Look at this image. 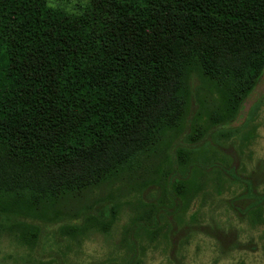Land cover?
Segmentation results:
<instances>
[{
	"label": "trees",
	"instance_id": "1",
	"mask_svg": "<svg viewBox=\"0 0 264 264\" xmlns=\"http://www.w3.org/2000/svg\"><path fill=\"white\" fill-rule=\"evenodd\" d=\"M263 73L264 0H89L81 12L0 0V234L32 246L36 220L76 240L106 232L114 203L94 211L82 201L113 184L158 186L156 201L138 202L121 259L143 249L131 230L153 240L170 229L163 207L200 226L196 207L185 212L235 190L217 145L232 139L228 126ZM247 123L238 150L251 141ZM256 167L243 165L251 201L233 205L252 227L264 225Z\"/></svg>",
	"mask_w": 264,
	"mask_h": 264
},
{
	"label": "rangeland",
	"instance_id": "2",
	"mask_svg": "<svg viewBox=\"0 0 264 264\" xmlns=\"http://www.w3.org/2000/svg\"><path fill=\"white\" fill-rule=\"evenodd\" d=\"M88 1L48 0V3L68 11L81 12ZM246 118H249L246 127L248 126L253 134L249 144L238 150L240 136H237V126ZM231 124L234 128L228 126V131L232 132V139H225L224 143L219 142L217 146L226 153H232L234 158L240 156L241 162L249 169L253 168L256 157L260 161L264 160V73L253 91L246 97ZM214 165L211 163L209 167L216 168ZM260 166L264 167V163ZM234 188L235 190L224 189L222 196L216 199L208 197L203 201L195 199L190 203L191 207H188L185 214L188 215L196 207L200 226H196L197 219L192 220V223L184 221L176 225L169 224L170 229L167 230L162 226L153 240H146L142 235H133L130 229V239L133 240L134 247H137L138 243L143 246L140 252L131 250L130 255L128 254L136 256L134 264L136 261L139 264H264V225L257 223L256 227H252L246 222H239L241 220L234 215L233 204L242 209L251 201V197L243 194L244 187ZM236 193L240 194H237L234 201L227 203V199ZM157 195L158 186L154 183L142 188L124 187L119 184L97 187L89 191L82 202L84 204L93 202L96 209L94 211L102 210L106 205L114 203L115 218L108 231L89 229L76 240L60 231V222L36 220L40 232L32 246L13 235L0 234V264H127L129 256L125 260L121 259L118 256L121 255L118 252L120 249H116L117 244L124 233L126 234L125 230L133 225L132 218L138 212L136 209L138 202L156 201ZM225 207L229 208L234 218H229L227 213L225 214L227 211ZM191 224L198 228L191 230ZM162 231H166V235L161 233ZM214 234L225 235L226 239L230 236L234 238L236 234V239L242 245L236 246L235 240L231 248L230 245L224 244V240H215ZM176 236L181 238L179 246L183 248L182 256L174 251L178 245L170 244ZM171 255L172 258L177 256L179 261L170 262Z\"/></svg>",
	"mask_w": 264,
	"mask_h": 264
},
{
	"label": "flooded vegetation",
	"instance_id": "3",
	"mask_svg": "<svg viewBox=\"0 0 264 264\" xmlns=\"http://www.w3.org/2000/svg\"><path fill=\"white\" fill-rule=\"evenodd\" d=\"M228 155L230 157V163H229L228 166H226L225 169L221 168V171H223V173H225L227 176L230 177L231 183H230L229 187H246V185H247V187H250V185L244 183V178H245V174H244L245 171L243 170L244 162H241V159L239 158L240 157L239 154H238L239 157H236V158H234V155L232 153L231 154L229 153ZM235 160L237 162H234ZM260 163H261L260 159H258L256 157L254 165L256 167V164H257V167L254 169V171L257 172L258 178L255 179L254 184H252V185H253V187H256L254 189V191L257 193V195H256L257 198L261 197V196H264V168L262 166H260ZM177 175L179 177V173ZM235 176L237 177V180H238L237 182L238 183H235L233 181ZM233 197H231L230 199H227V202L228 201L229 202L234 201ZM166 207L162 208L163 210H165L164 212H165L166 216L164 218L169 219L170 220V224H172V225L175 224L176 225L177 222L175 221V218L171 214V211L169 212V210H171V209L167 210ZM213 238L215 240H219V239L224 240V244L230 245L231 248H232V245L235 243V240H237L236 239V234L234 235V238L230 236L228 239H226L225 235L223 236L222 234H216V235L214 234ZM180 241H181V238H178V236H176L172 240V242L170 244L178 245L175 249L174 248L173 249H174L175 252H178L180 254V256H182L183 248H180V246H179L180 245L179 244ZM235 245L240 247L242 245V243H239L238 240H237ZM235 248H237V247H235ZM176 257L172 258V255H171L170 256L171 260H169V261L170 262H173V260H174V262L179 261V258H176Z\"/></svg>",
	"mask_w": 264,
	"mask_h": 264
}]
</instances>
